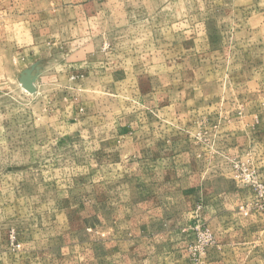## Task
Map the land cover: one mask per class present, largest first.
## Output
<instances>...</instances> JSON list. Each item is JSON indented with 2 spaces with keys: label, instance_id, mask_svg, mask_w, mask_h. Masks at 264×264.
Instances as JSON below:
<instances>
[{
  "label": "rangeland",
  "instance_id": "obj_1",
  "mask_svg": "<svg viewBox=\"0 0 264 264\" xmlns=\"http://www.w3.org/2000/svg\"><path fill=\"white\" fill-rule=\"evenodd\" d=\"M0 264H264V0H0Z\"/></svg>",
  "mask_w": 264,
  "mask_h": 264
},
{
  "label": "bare ground",
  "instance_id": "obj_2",
  "mask_svg": "<svg viewBox=\"0 0 264 264\" xmlns=\"http://www.w3.org/2000/svg\"><path fill=\"white\" fill-rule=\"evenodd\" d=\"M24 84H28V82H25Z\"/></svg>",
  "mask_w": 264,
  "mask_h": 264
},
{
  "label": "crops",
  "instance_id": "obj_3",
  "mask_svg": "<svg viewBox=\"0 0 264 264\" xmlns=\"http://www.w3.org/2000/svg\"><path fill=\"white\" fill-rule=\"evenodd\" d=\"M21 2L23 1V0H20Z\"/></svg>",
  "mask_w": 264,
  "mask_h": 264
}]
</instances>
